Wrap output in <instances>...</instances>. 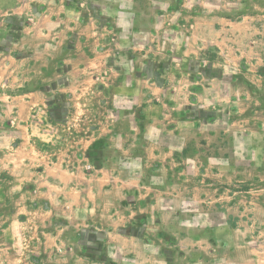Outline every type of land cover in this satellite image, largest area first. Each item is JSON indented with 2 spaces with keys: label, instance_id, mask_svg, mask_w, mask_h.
<instances>
[{
  "label": "rangeland",
  "instance_id": "rangeland-1",
  "mask_svg": "<svg viewBox=\"0 0 264 264\" xmlns=\"http://www.w3.org/2000/svg\"><path fill=\"white\" fill-rule=\"evenodd\" d=\"M197 1L198 14L212 17L215 31L196 38L200 50L189 57L181 53L186 40L170 30L155 55L137 56L144 77L135 83L101 82L106 89L115 84L132 90L128 95L107 97L103 87L80 85V70H70L69 63L65 67L67 54L62 51L20 53L23 45L26 51L41 42L31 37L32 14L27 16L28 28L20 23L18 29L28 38L8 33L0 54V139L2 135L13 144L19 135L15 130H26L28 124L32 142L46 145L52 158L89 174L106 151H122L109 143V129L120 124L134 155L131 165L140 168L149 159L147 180L163 188L154 192L156 208L130 211L132 220L125 224L121 214L118 224L111 220L110 209L118 204L125 209L134 195L124 194L123 182L108 176L87 182L89 197L93 186L99 190V212L88 207L79 215L73 210L81 225L69 227L64 220L61 229L42 235L68 237L62 245L70 251L69 259L60 257L56 247L48 264H181L182 256L191 259L193 254L206 257L208 264L213 248L202 237H215L223 252L243 257L252 253L259 259L255 264H264V0ZM64 81L73 83L68 87ZM65 88L73 94L83 88V97L63 94ZM143 89L149 97L143 96ZM40 91L49 92V102L27 116L31 109L26 100ZM81 104L87 108L82 117ZM114 105L127 110L120 115ZM12 107L26 119L25 127L16 123ZM107 187L110 192H105ZM15 189L9 182L0 185V239L39 235L33 223L42 216L33 209L17 211L22 195ZM69 197L78 204L77 195ZM18 212L27 217L29 228H22ZM155 214L158 220L150 224ZM178 237H199L193 253L176 246Z\"/></svg>",
  "mask_w": 264,
  "mask_h": 264
},
{
  "label": "crops",
  "instance_id": "crops-1",
  "mask_svg": "<svg viewBox=\"0 0 264 264\" xmlns=\"http://www.w3.org/2000/svg\"><path fill=\"white\" fill-rule=\"evenodd\" d=\"M197 6V0H0V54L6 49L8 33L14 31L12 33H17L22 39L29 37L20 34L18 29L20 23H24V27L28 26L27 16L32 14L34 21L30 30H34L33 34L37 36L31 37L41 38V42L38 44L33 42V47L26 51L23 45L19 48L20 53L46 55L62 51L63 54H67L65 67L69 63L70 70H80L81 78L76 81L80 85L86 87L92 85L97 87L96 90L103 87L107 97L110 96L109 93L128 95L133 91L120 89L115 84L110 85L111 90L106 89L101 82L108 84L112 81L115 83L133 81L135 83L138 77H144L137 56L155 55L160 47L161 38L170 30L177 31V35L182 40H186L185 47L181 49L184 56L192 57L198 53L200 47L196 38L206 37L210 31H215V20H212V17L200 16ZM210 24H213V27ZM43 36L51 41L47 42ZM19 41L17 40V44ZM47 61L50 62L51 59L48 57ZM83 73L86 76H83ZM89 77L91 81L88 80ZM64 82L68 87L73 83V81ZM71 90L73 89L69 91V88H65L63 94H78L83 97V88L80 91L74 90V94ZM142 94L145 97L148 93L143 89ZM49 97L47 91L33 93V97L26 100L31 109L27 116L31 115L35 107L47 105ZM112 109L120 115L127 110L119 105H114ZM12 110L18 126L25 127L26 119L19 118L18 107H12ZM86 110L87 108L81 104L79 107L81 117ZM116 126L120 131L115 129ZM25 128L26 130L22 131L15 130L19 135L13 144L8 143V139L1 135L0 173L4 171L6 175L0 177V185L9 182L17 187L15 190L22 195L17 198V211L33 209L42 216L41 221L36 220L33 223V228L39 232V235L0 239V264H48L47 261L53 256L56 247L62 252L60 257L69 259L66 254L70 251L65 247L66 245H62L68 237H42V235L48 236L57 228L61 229L64 220L68 222L69 227L81 225L82 218L79 215L87 211L88 207L92 212H99L97 186H93L91 197L86 190V183L96 178L108 176L115 181L121 180L124 186L123 193L131 192L134 195L133 202L124 206L129 212H125V209L120 207L125 204H118L114 210L110 209L113 222L122 224L123 219V224L127 221L129 223L132 220L129 217L130 211L139 213L150 210V206L152 210L159 205L154 202V192L157 190L160 192L163 188L147 180L150 177H147V173L150 174L147 168L150 160L145 159L144 166L140 168L131 165L129 159L134 155L129 153L131 149L127 148L129 146L127 132L120 124H113L109 129L110 140H114H109V143L111 148H121L122 151L118 154L117 151L116 154L106 151L99 160L101 164L89 174L79 168L68 167L62 160L52 158L46 145L32 142L28 124ZM3 139L6 141L3 142ZM110 191L111 188L105 189V192ZM72 193L77 195V205H74L69 197ZM73 210H77L79 215L74 214L72 217ZM20 214L18 212L15 216L19 218L22 228H29L31 224L25 221L27 217ZM121 214H123L122 219ZM153 217L150 224L158 220L159 215L155 214ZM93 218L98 220V213ZM85 220L87 219H84V223ZM101 224L104 223L101 221ZM202 238L213 248L208 253L214 257L208 258V264H255L259 260L252 253L243 257L228 251L223 252L215 237ZM178 240L176 246H179L180 250L186 249L193 253L199 237H178ZM196 256V254L191 255V259L182 256L181 264H204V260L207 259Z\"/></svg>",
  "mask_w": 264,
  "mask_h": 264
}]
</instances>
